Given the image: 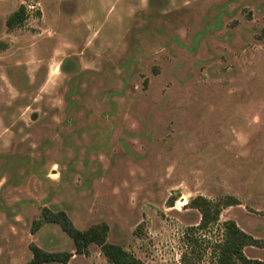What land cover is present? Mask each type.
<instances>
[{
    "label": "rangeland",
    "instance_id": "rangeland-1",
    "mask_svg": "<svg viewBox=\"0 0 264 264\" xmlns=\"http://www.w3.org/2000/svg\"><path fill=\"white\" fill-rule=\"evenodd\" d=\"M197 195L264 239V0H0V264L74 249L44 208L181 264Z\"/></svg>",
    "mask_w": 264,
    "mask_h": 264
},
{
    "label": "trees",
    "instance_id": "trees-1",
    "mask_svg": "<svg viewBox=\"0 0 264 264\" xmlns=\"http://www.w3.org/2000/svg\"><path fill=\"white\" fill-rule=\"evenodd\" d=\"M27 17V8L21 5L9 15L6 22L8 30L22 27ZM238 204H241L240 200L233 195L218 200L204 195L190 199L187 205L200 213V221L188 226L183 233L181 264H264V260L250 258L245 253L248 246L264 248V239L256 238L245 231L233 219L220 222L222 211ZM52 222L59 224L72 238L74 249L48 251L32 243V258L26 264H68L75 255H89L92 244L100 247L101 253L111 264H148L123 245L109 241L110 226L107 223L95 224L81 230L64 210L51 211L44 208L41 217L34 221L32 232H36L43 224ZM215 229L218 235L214 237L212 234Z\"/></svg>",
    "mask_w": 264,
    "mask_h": 264
}]
</instances>
